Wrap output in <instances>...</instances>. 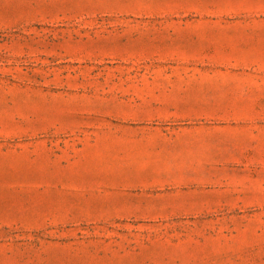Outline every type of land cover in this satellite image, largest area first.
Listing matches in <instances>:
<instances>
[{
    "label": "rangeland",
    "instance_id": "rangeland-1",
    "mask_svg": "<svg viewBox=\"0 0 264 264\" xmlns=\"http://www.w3.org/2000/svg\"><path fill=\"white\" fill-rule=\"evenodd\" d=\"M0 264H264V0H0Z\"/></svg>",
    "mask_w": 264,
    "mask_h": 264
}]
</instances>
